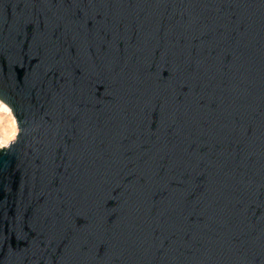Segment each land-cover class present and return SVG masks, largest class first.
I'll list each match as a JSON object with an SVG mask.
<instances>
[{
	"label": "water",
	"instance_id": "95a60500",
	"mask_svg": "<svg viewBox=\"0 0 264 264\" xmlns=\"http://www.w3.org/2000/svg\"><path fill=\"white\" fill-rule=\"evenodd\" d=\"M0 264H264V0H0Z\"/></svg>",
	"mask_w": 264,
	"mask_h": 264
},
{
	"label": "snow or ice",
	"instance_id": "6c2138e0",
	"mask_svg": "<svg viewBox=\"0 0 264 264\" xmlns=\"http://www.w3.org/2000/svg\"><path fill=\"white\" fill-rule=\"evenodd\" d=\"M0 113H10V110L6 106H3L0 107ZM8 131L9 129L4 127V116L0 114V134L8 135ZM15 135V131H12L11 134L8 135V139H12Z\"/></svg>",
	"mask_w": 264,
	"mask_h": 264
},
{
	"label": "rangeland",
	"instance_id": "374dc122",
	"mask_svg": "<svg viewBox=\"0 0 264 264\" xmlns=\"http://www.w3.org/2000/svg\"><path fill=\"white\" fill-rule=\"evenodd\" d=\"M0 102H1V101H0ZM3 106H6V107L8 108V106L5 105L4 103H2V106H0V107H3ZM8 109H9V108H8ZM9 110H10V109H9ZM0 114H2V115L4 116V127L9 129V131H8V135H9V133H10V131H11V126H9V123H10V121H11V118L13 117L12 112H11V110H10V113H0ZM13 118H14V117H13ZM14 120H15V119H14ZM17 133H18V129H17V131H16V136H17ZM8 135H2V134H0V143H3L4 140L6 139V136H8ZM15 138H16V137H15Z\"/></svg>",
	"mask_w": 264,
	"mask_h": 264
},
{
	"label": "bare ground",
	"instance_id": "6f19581e",
	"mask_svg": "<svg viewBox=\"0 0 264 264\" xmlns=\"http://www.w3.org/2000/svg\"><path fill=\"white\" fill-rule=\"evenodd\" d=\"M9 126H11V131H10L9 135L11 134L12 131H15V133H16V131H17L18 128H17V126H16V122H15V120H14L13 117L11 118V121H10V123H9ZM15 137H16V135H15ZM15 137H13L12 139H8V136H6V139L4 140V142H3V143H0V147H5V146H7L8 143H9V141H10V140H14Z\"/></svg>",
	"mask_w": 264,
	"mask_h": 264
},
{
	"label": "clouds",
	"instance_id": "9594fccd",
	"mask_svg": "<svg viewBox=\"0 0 264 264\" xmlns=\"http://www.w3.org/2000/svg\"><path fill=\"white\" fill-rule=\"evenodd\" d=\"M0 106H2V102H0Z\"/></svg>",
	"mask_w": 264,
	"mask_h": 264
}]
</instances>
